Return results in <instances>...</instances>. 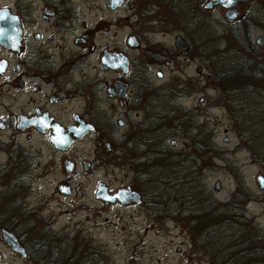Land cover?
<instances>
[{
	"label": "flooded vegetation",
	"instance_id": "1",
	"mask_svg": "<svg viewBox=\"0 0 264 264\" xmlns=\"http://www.w3.org/2000/svg\"><path fill=\"white\" fill-rule=\"evenodd\" d=\"M196 1L146 0L143 9L151 12L146 15L160 13L158 29L174 33L173 40L157 42L137 30L117 37L113 17L89 18L113 12L125 0L114 7L111 0L102 7L96 0L85 7V0H0V190L19 187L20 174L41 179L53 169L60 175L55 192L69 196L84 173L94 175L102 162L117 165L124 159L132 166L130 175L116 185L93 178L92 199L126 209L127 218L162 219L160 177L141 165L169 150V139L193 140L196 126H202L201 110L190 102L208 82L200 72L175 70L180 59L189 64L186 55L195 57L188 51L197 8L221 4ZM153 5L156 9L150 10ZM132 34L134 44L128 40ZM198 100L203 103L206 97L200 94ZM100 181L110 195L130 187L139 198L122 202L97 196ZM46 201L27 198L5 214L0 208V264L82 263L80 254L89 248L82 240L93 237L84 235L83 223L95 219L98 208L81 215V226L68 238L67 225H56L57 213L43 212ZM80 210L79 204L72 213ZM64 247L72 253L67 262L57 257Z\"/></svg>",
	"mask_w": 264,
	"mask_h": 264
},
{
	"label": "rangeland",
	"instance_id": "2",
	"mask_svg": "<svg viewBox=\"0 0 264 264\" xmlns=\"http://www.w3.org/2000/svg\"><path fill=\"white\" fill-rule=\"evenodd\" d=\"M96 1L99 2L100 7L103 6L104 0ZM145 2L146 0H125L113 12H99L97 15H90L89 18L94 22L98 17L105 18L106 20L113 17L115 19L117 37L126 34L130 30H137L139 32L143 31L145 40L153 39L157 42L165 40L169 42L173 40V32L169 34L166 30L161 31L158 29L156 18L159 15L161 16L160 13L150 16L146 15V12H151H149V9L147 11L143 9L145 8ZM196 2L198 3L200 0ZM203 2L204 0H201V4ZM88 3L89 0H85L84 7ZM250 5L251 1L249 0L235 4L238 14L234 20H242L245 10ZM156 7V5H153L150 10H155ZM224 11L225 8L221 5L209 9L202 6L197 8L195 14L196 20L193 26L195 33L193 36L194 43L191 45L190 51H188L190 52L189 54H193L195 57L186 55L190 58L189 64L186 66L181 64L183 60L180 59L175 72L181 75H183L182 73H185V75H198V72H200L204 78L203 82L205 84L208 82V86L205 89L196 91L192 95L190 105H196V108L201 110L202 113L199 117L202 126L199 127L200 133L198 135L208 136L211 130L213 141L220 148L221 152L223 151V156L215 158L216 160L212 162L214 166L211 165V168L201 171L200 174L207 175L202 180L204 187L209 195L222 200L228 198L237 187V183L242 181L245 191L252 194L253 197L244 205L243 211L245 216L264 231V187H259L255 178L259 172L264 175V163L258 162L252 156L250 150L239 145L240 140L231 123L227 106L218 99L221 89L220 85L216 82L215 74L208 58L211 57L212 48L217 45L223 49L230 48L226 42L213 39L212 36L214 31L219 32L227 25ZM87 17L88 14H85L84 18ZM145 26L150 31L145 30ZM153 27H156L158 30L154 31ZM180 28L182 29V27ZM251 32L252 40L256 47L264 49V40L261 44L256 42V38L259 35H263V32L259 28H253ZM180 57L182 58V56ZM166 72H168V76L171 73V71ZM153 76L156 79L154 72ZM203 87L205 85L201 86V88ZM200 94H204L206 97L203 103L198 100ZM204 120L207 121L205 125ZM176 139L177 142L175 143H171L170 139L168 140L166 148L169 149V152H172L174 149L190 152L189 150L193 149L192 144L194 141L187 142L184 138ZM8 146L9 144L5 145V147ZM129 167L132 166L125 165V163L116 165L108 161L102 162L99 170L94 171V175L84 173L76 180L75 190L69 196L55 192L54 185L56 180L60 178V175L53 169L41 179H36L37 176L34 174L29 176L30 179H35L31 182L28 180V175L20 174L19 187L13 190H0V208L2 209L0 211L2 214L5 211V214L11 210V206L18 208L24 205L23 201L27 198H30L32 203H37L40 199L47 200L46 202L48 203L43 212L47 215L57 213L58 219L56 225H67L68 238H71L75 228L81 226L77 222V219L81 215H86L88 209L92 207L98 208V216L92 219V221H84L83 223L85 228L83 230L85 231L84 235L92 233L91 235L94 238L92 236L91 238L84 236L85 240L83 236V240L80 238L85 245L86 243L89 244L87 246L89 248H84L82 254H80L81 264H211V256L209 254L205 253L203 249L192 247L190 228L186 223L179 222V219H181L178 217L179 215L176 214L175 218L170 219L164 214L167 209L169 210L172 207L178 208L179 205L193 206V199L190 197L188 199L185 192H175L176 195L173 202H163L162 219L156 222H150L141 218H127L126 209L106 206L92 199L91 183L93 178L99 176L108 179L112 185H116L123 182L127 178V175H130V172L127 171ZM216 181H219V187H216ZM197 193L201 194L200 188ZM166 194L167 191L164 188L163 198ZM199 198L202 199V195ZM79 204L83 205V210L72 213L76 211ZM117 215L122 216V218L115 217ZM104 217H110L112 221H106ZM95 222L98 223L93 224ZM71 254L64 247L57 257L61 261H69Z\"/></svg>",
	"mask_w": 264,
	"mask_h": 264
},
{
	"label": "trees",
	"instance_id": "3",
	"mask_svg": "<svg viewBox=\"0 0 264 264\" xmlns=\"http://www.w3.org/2000/svg\"><path fill=\"white\" fill-rule=\"evenodd\" d=\"M249 1L242 20H227L221 31L212 34L230 48L217 45L208 58L221 89L218 99L227 106L239 145L264 163V49L256 47L251 32L259 28L264 38V0ZM199 127L190 152L164 149L163 154L143 160L141 166L160 177L158 184L167 191L163 202H173L178 191L193 199L192 207L179 205L164 214L170 219L179 215V222L190 228L192 247L209 254L211 264H264V231L245 216L244 205L253 197L242 181L222 200L209 195L203 185L207 175L201 171L214 166L212 162L223 151L215 145L212 131L208 136L198 135Z\"/></svg>",
	"mask_w": 264,
	"mask_h": 264
},
{
	"label": "water",
	"instance_id": "4",
	"mask_svg": "<svg viewBox=\"0 0 264 264\" xmlns=\"http://www.w3.org/2000/svg\"><path fill=\"white\" fill-rule=\"evenodd\" d=\"M124 0H111V4L110 6L111 7H114V6H118L119 4H121ZM241 1H245V0H233V2L231 4H227L225 2V0H208L206 2V6L208 5H211L212 2H218L221 4V6L225 7V11H224V15H225V18L229 21L233 20L234 18H236L237 14H238V9L236 8L235 4H237L238 2H241ZM128 40L129 41H132L133 44L135 42H137V38L134 34H132L131 36L128 37ZM264 40L263 36L262 35H259L257 38H256V41L257 43H262ZM177 41H181L182 42V39L180 38V36L177 37ZM256 181L258 183V186L263 188L264 187V175L262 173H257L256 176ZM62 188H65V186H61ZM216 187H219V181H216ZM96 195L97 196H100L102 198H105V199H114V198H118L119 200H121L122 202H126V201H129L131 199H138L139 198V193L130 188V187H120L117 189L116 192H114L113 194H108L107 193V188H106V185L103 181H100L98 183V186H97V190H96ZM105 196V197H103Z\"/></svg>",
	"mask_w": 264,
	"mask_h": 264
},
{
	"label": "snow or ice",
	"instance_id": "5",
	"mask_svg": "<svg viewBox=\"0 0 264 264\" xmlns=\"http://www.w3.org/2000/svg\"><path fill=\"white\" fill-rule=\"evenodd\" d=\"M225 2H226L227 4H231V3L233 2V0H225ZM262 182H264V181H262Z\"/></svg>",
	"mask_w": 264,
	"mask_h": 264
}]
</instances>
